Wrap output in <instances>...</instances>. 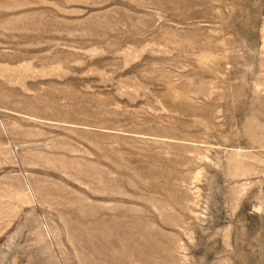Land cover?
<instances>
[{"label":"rangeland","instance_id":"rangeland-1","mask_svg":"<svg viewBox=\"0 0 264 264\" xmlns=\"http://www.w3.org/2000/svg\"><path fill=\"white\" fill-rule=\"evenodd\" d=\"M0 264H264V0H0Z\"/></svg>","mask_w":264,"mask_h":264}]
</instances>
